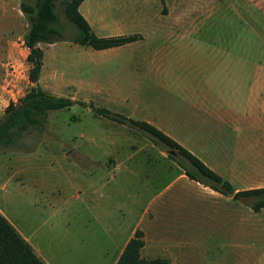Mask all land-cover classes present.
<instances>
[{"label":"rangeland","instance_id":"obj_1","mask_svg":"<svg viewBox=\"0 0 264 264\" xmlns=\"http://www.w3.org/2000/svg\"><path fill=\"white\" fill-rule=\"evenodd\" d=\"M68 1L55 2L67 37L76 33L65 15ZM20 2L0 0V116L9 101H16L32 86L27 77L28 50L23 44L29 23ZM234 2L106 0V16L92 13L90 21L97 26L106 22L102 30L106 34L138 33L140 37L123 48L104 50L68 39L40 42L39 85L57 96L160 125L153 105L167 99L178 102L180 97L189 102L195 96L201 50L213 57V62L206 63L209 70L215 68L218 47L239 49L242 55L250 44L255 47L257 63H264L263 33L248 29V14L238 4L234 7ZM86 6L94 10L95 3ZM185 7L193 12L184 13ZM237 39L240 46L224 45ZM210 80L215 86L214 78ZM160 126L164 131L170 129ZM186 138L181 144L204 154L216 169L228 175L232 169H248L243 163L231 165L234 143H227L228 151L223 154L222 150L203 151L206 146L198 135ZM19 145L0 153V211L47 264H111L123 246V233L132 230L145 205L179 169L167 149L138 129L79 104L49 112L45 127L29 128ZM226 197L225 207L239 203L242 213L254 201L234 194ZM192 201L193 195L189 202L194 214L213 220L207 222L208 227L198 222L194 228L187 227L185 220L191 216L179 202L161 208L154 204L153 219L142 218L141 226L149 237L156 235L172 244L177 264L238 262L234 255L230 259L236 237L229 236L227 228L216 227L219 203L207 207ZM263 244L264 239L255 240L256 248Z\"/></svg>","mask_w":264,"mask_h":264},{"label":"crops","instance_id":"obj_2","mask_svg":"<svg viewBox=\"0 0 264 264\" xmlns=\"http://www.w3.org/2000/svg\"><path fill=\"white\" fill-rule=\"evenodd\" d=\"M105 1L83 0L78 6V10L98 36L122 35L120 33H103L102 30L107 27L106 22L97 26L90 21L89 17L92 13H101L102 16H106V13H104ZM234 1L232 4L234 7L238 4L242 7V11H246L248 14V29L254 31L259 29L264 36V0ZM89 2L95 3L94 10L87 9L86 4ZM192 12V8H184V13ZM130 44H133V42L114 48L119 49ZM224 45L240 46L241 44L239 39H237L228 41ZM254 50L255 47H250V44H248L246 53L241 55L239 49L229 51L218 47L213 70H209L208 66H206V63L213 62V57L204 55L201 50L199 70H197L198 73L196 75L199 81L197 87L193 89V94L195 95L193 99L188 102L180 97L178 102L167 99L159 106L158 104L153 105L155 107L154 112L162 120L160 125L170 126V129L164 131L159 124L146 120L180 144L187 139L186 136L190 134L198 135L199 142L206 146V148H202L203 151L215 149L218 153L222 150V153L225 154V150L229 146L227 143H234L231 165L237 166L243 163L248 169L246 171L232 169L230 175L216 169L209 161H206L204 154H199L195 149L185 144L181 145L190 150L224 179L228 180L234 189L231 194L235 196H237L236 191L238 190L264 187V177L261 174V172L264 174V63H257ZM261 60L264 61V56H262ZM183 77L187 79L188 75L185 74ZM211 78H214L215 86L210 83V81H213L210 80ZM202 81L204 85H202ZM260 167L261 169H257ZM178 168L165 186L159 189L142 209L141 219L137 221L132 230L128 234L123 233V236L124 234L126 235L123 238V246L111 264H115L121 250L128 239L133 236L136 229H140L143 232L144 244L140 250L142 257L147 259L162 257L168 259L171 264H177L173 256L174 253L171 252L172 244L165 240H160L156 235L149 237L145 228L141 226V220L144 217L153 219L157 212L153 207L156 203H158V208H161L163 205L168 207L170 204L177 205L175 202H179L181 207H184L185 214L191 216L185 220L189 223L187 227L194 228L193 223L197 222L201 224V227H208L207 222L209 223L213 220L209 221L210 219L208 220L207 215H202V213H193L195 208L189 202L192 195L194 200L192 204L202 203L208 207L219 203L220 212L215 214L216 227L227 228V232H230L229 236L233 234L236 237L234 239L237 240L232 242V247L230 246L233 250L231 252L232 258L230 259L233 261L235 259L234 256H236L238 261L233 262V264H264V244L260 248L255 247L256 239H264V207L255 212L249 206L248 210L242 213L239 203H237V205L228 209L224 203L227 202L226 196L231 194L223 195L208 186L191 180L179 166ZM157 172L158 170H155L154 174ZM214 201L215 204H213ZM0 213L5 217L1 211ZM257 213H260L258 217ZM18 233L28 242L26 237L19 231ZM239 238L245 239L247 242L241 243ZM30 246L32 247L31 244ZM34 251L36 252L35 249ZM227 259L230 260L229 257Z\"/></svg>","mask_w":264,"mask_h":264},{"label":"trees","instance_id":"obj_3","mask_svg":"<svg viewBox=\"0 0 264 264\" xmlns=\"http://www.w3.org/2000/svg\"><path fill=\"white\" fill-rule=\"evenodd\" d=\"M83 0H69L65 5V15L72 23L76 33L65 36L64 26L59 22L55 11L56 0H21L20 9L28 19V29L23 37V44L28 52V80L32 84L16 101H9L0 116V153L4 149L17 148L24 134L33 128L42 130L52 110L69 108L74 104L88 106L96 114L115 122L138 129L150 140L163 148L174 151L169 156L177 161L184 174L204 186L228 195L234 192L231 183L208 167L200 158L185 148L171 136L146 120H138L114 113L109 109L97 107L85 101H75L70 97L57 96L47 92L39 85L42 68L43 50L40 42L52 43L56 40L69 41L87 46L94 50L118 47L136 41L138 33L98 36L90 24L79 12L78 6ZM243 198H254L250 204L257 212L264 207V187L236 191ZM144 244L143 232L136 229L121 250L115 264H171L168 259L156 257L147 259L141 256ZM0 264H46L18 233L14 226L0 213Z\"/></svg>","mask_w":264,"mask_h":264},{"label":"water","instance_id":"obj_4","mask_svg":"<svg viewBox=\"0 0 264 264\" xmlns=\"http://www.w3.org/2000/svg\"><path fill=\"white\" fill-rule=\"evenodd\" d=\"M170 154H173L174 155V151H172V150H169L168 151Z\"/></svg>","mask_w":264,"mask_h":264}]
</instances>
